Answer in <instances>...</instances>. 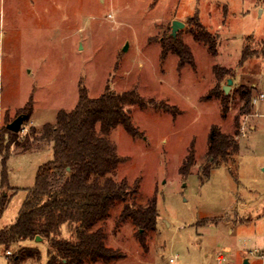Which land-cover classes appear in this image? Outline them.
<instances>
[{
    "label": "rangeland",
    "instance_id": "obj_1",
    "mask_svg": "<svg viewBox=\"0 0 264 264\" xmlns=\"http://www.w3.org/2000/svg\"><path fill=\"white\" fill-rule=\"evenodd\" d=\"M196 11L218 36L215 55L190 32L187 15ZM173 15L184 23L176 36L190 47L193 64L178 67L173 52L161 56ZM263 38L264 0H0L1 131L30 97L33 112L18 139L32 125L54 123L57 110L74 106L81 85L90 96L106 84L114 91L135 88L176 107L129 105L141 132L133 137L121 125L111 132L125 157L116 178L136 179L144 197H156L155 227L144 231L129 221L117 225L113 217L107 219L106 243L123 255L82 264H167L174 254L177 264H219L218 254L224 255L220 264H243L245 258L264 264V99L252 102L264 92ZM245 45L249 57L239 65ZM214 64L231 72L217 78ZM227 78L233 82L225 93ZM215 90L229 96L224 115ZM245 92L250 93L247 113L240 114ZM211 124L235 133L239 148L233 164L214 167L202 179L199 165ZM191 149L195 163L183 177L179 167ZM2 155L0 148V200H7L0 206V230L15 221L53 149L44 144L23 151L11 145L4 189ZM70 231L63 226L65 236L74 234ZM16 254L23 256L12 260ZM52 260L42 238L0 244V264Z\"/></svg>",
    "mask_w": 264,
    "mask_h": 264
},
{
    "label": "trees",
    "instance_id": "obj_2",
    "mask_svg": "<svg viewBox=\"0 0 264 264\" xmlns=\"http://www.w3.org/2000/svg\"><path fill=\"white\" fill-rule=\"evenodd\" d=\"M187 23L193 38L215 55L218 36L200 21L198 13L188 16ZM260 42L264 50V38ZM161 45V56L164 58L169 52L175 53L178 67L193 64L190 47L178 35L173 37L167 33L162 36ZM248 57L245 45L238 64L243 65ZM212 69L217 78L231 72L230 68L219 64H214ZM213 92L220 94L224 115L229 96L221 94V90ZM241 98L243 103L239 113H247L250 93H242ZM129 105L176 110L174 105L162 99L140 95L135 88L114 91L106 84L99 95L90 96L86 87L81 85L74 106L57 110L54 123L45 122L40 128L32 125L20 140V132L10 130L5 124L0 130L1 145L7 136V143L3 147L0 145L3 151L2 189L7 186L5 161L10 155L11 145L27 151L51 144L53 158L39 166L35 184L28 191L15 221L0 230V244H16L40 236L47 243L53 264L110 262L123 254L106 243L107 219L113 217L117 225L129 221L144 231L155 227L158 217L156 197H144L138 190L136 179L130 183L126 178H116L117 167L125 157L117 152L116 143L111 138L112 130L121 125L133 137L141 132L133 124L131 111L127 108ZM32 108L30 97L18 114L26 113L27 120ZM238 148L235 133L211 124L205 160L199 165L200 177L205 179L214 167L233 164ZM194 163L191 149L179 167L183 177L187 176ZM6 202L5 198L1 199L0 206ZM63 226H68L70 232H74L73 236H65ZM22 256L16 254L12 260Z\"/></svg>",
    "mask_w": 264,
    "mask_h": 264
},
{
    "label": "water",
    "instance_id": "obj_3",
    "mask_svg": "<svg viewBox=\"0 0 264 264\" xmlns=\"http://www.w3.org/2000/svg\"><path fill=\"white\" fill-rule=\"evenodd\" d=\"M184 23L181 22L180 20L174 19L171 22V31L170 34L175 37L177 30L181 27H183ZM127 48V43L124 44L123 46V50H125ZM233 82V80L231 78H227L226 80V85H224L222 87L223 91L225 93H228L229 88H230V84ZM27 118V114L26 113H20L18 115H16L11 121H9L6 126L10 129L13 130L15 132H18L21 130L22 127V123L24 122V120ZM41 238L40 236H36V240ZM243 264H249L248 259L245 258L243 261Z\"/></svg>",
    "mask_w": 264,
    "mask_h": 264
},
{
    "label": "built area",
    "instance_id": "obj_4",
    "mask_svg": "<svg viewBox=\"0 0 264 264\" xmlns=\"http://www.w3.org/2000/svg\"><path fill=\"white\" fill-rule=\"evenodd\" d=\"M264 99V92H260L259 94H257L256 96H254L252 98V102L253 103H257V102H260ZM23 127H21V130H22ZM10 251L9 250H6V254H9ZM177 260H178V254H174V255H171L169 258H168V262L167 264H177ZM224 261V255L223 254H218L217 255V262L220 264Z\"/></svg>",
    "mask_w": 264,
    "mask_h": 264
},
{
    "label": "crops",
    "instance_id": "obj_5",
    "mask_svg": "<svg viewBox=\"0 0 264 264\" xmlns=\"http://www.w3.org/2000/svg\"><path fill=\"white\" fill-rule=\"evenodd\" d=\"M226 12H227V10H225ZM263 11V8H260V12H262ZM197 13H198V11H196ZM187 16H190V15H187ZM174 18H181V17H177L176 15H173V19ZM188 18V17H187ZM200 19V18H199ZM207 27V26H206ZM32 112H33V108H32ZM32 112H31V114H32ZM31 114H30V116H31ZM35 127V126H34ZM37 128V127H36ZM40 128V127H39ZM229 231H231V229H229Z\"/></svg>",
    "mask_w": 264,
    "mask_h": 264
}]
</instances>
